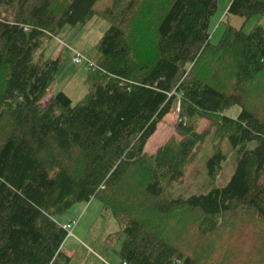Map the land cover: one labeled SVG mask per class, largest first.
<instances>
[{
    "label": "trees",
    "instance_id": "1",
    "mask_svg": "<svg viewBox=\"0 0 264 264\" xmlns=\"http://www.w3.org/2000/svg\"><path fill=\"white\" fill-rule=\"evenodd\" d=\"M95 2L0 0V264H69L56 216L92 197L119 227L118 264H264V94L250 105L245 93L250 82L264 87V27L225 25L212 44L216 0ZM226 13L264 15V2L231 0ZM97 18L108 25L86 68L90 90L74 105L60 91L41 107L61 66L44 58L45 41ZM172 111L179 138L148 154ZM198 119L212 127L199 132ZM209 134L207 174L220 171L226 139L232 175L176 196L173 183Z\"/></svg>",
    "mask_w": 264,
    "mask_h": 264
},
{
    "label": "rangeland",
    "instance_id": "2",
    "mask_svg": "<svg viewBox=\"0 0 264 264\" xmlns=\"http://www.w3.org/2000/svg\"><path fill=\"white\" fill-rule=\"evenodd\" d=\"M108 0H96L95 9H104ZM217 7L209 21V41L217 44L225 25H232L236 29L250 32L257 25L264 27V15L256 14L250 18L239 17L234 14L226 13L231 0H216ZM229 2V3H228ZM264 2V1H263ZM108 23L102 18L92 19L82 27L73 26L63 27L54 37L45 41L44 58L50 56L54 59L60 58L61 66L54 80L47 89V92L39 100L41 107L46 108L52 102V98L60 91L72 100L73 105L81 101L82 97L90 90L86 82L87 69L84 64L75 65L72 59L71 49L78 50L82 56L95 61L97 56V43L101 38L102 32L107 28ZM261 78V75L256 80ZM255 80V81H256ZM264 81V78H263ZM254 84V83H253ZM261 86V85H260ZM245 93L249 95L247 103L250 105L258 101L264 94V87L255 89L250 82L245 86ZM246 95V96H247ZM248 104V105H249ZM240 108L233 105L232 108L225 110L224 114L234 117ZM177 112H170L158 122L157 128L148 142H145L143 150L148 154L156 152V148L168 140L177 136L174 126L177 123ZM197 130L204 131L207 127H212L210 119H201ZM211 134L206 137L193 155L191 163L184 167L183 177L179 182L172 185L173 193L182 197L187 195L205 194L211 188L224 186L227 179L232 175L235 166V151L229 147L226 139L220 143L224 155L222 167L216 175L207 174L206 159L211 153ZM252 143L247 146L251 147ZM110 209L103 207L96 197H92L88 203L78 202L62 215H57L56 219L63 225H69V236L65 239L62 247L63 253L70 256L69 264H118L115 252L120 248L119 227L112 218ZM176 219V220H175ZM179 218L172 217V228L179 231ZM168 233H171L170 230ZM74 234V235H73ZM114 234H116L114 236ZM114 236V237H113Z\"/></svg>",
    "mask_w": 264,
    "mask_h": 264
},
{
    "label": "built area",
    "instance_id": "3",
    "mask_svg": "<svg viewBox=\"0 0 264 264\" xmlns=\"http://www.w3.org/2000/svg\"><path fill=\"white\" fill-rule=\"evenodd\" d=\"M72 51V61L74 62L75 65H81V64H84V68L86 69H89V68H94V63L89 60L86 56H82L78 50H75V49H71ZM68 226L69 225H66V226H63V229H68ZM69 233V231H68Z\"/></svg>",
    "mask_w": 264,
    "mask_h": 264
},
{
    "label": "crops",
    "instance_id": "4",
    "mask_svg": "<svg viewBox=\"0 0 264 264\" xmlns=\"http://www.w3.org/2000/svg\"><path fill=\"white\" fill-rule=\"evenodd\" d=\"M229 1V0H228ZM262 1H264V0H262ZM229 3V2H228ZM74 235V234H73Z\"/></svg>",
    "mask_w": 264,
    "mask_h": 264
}]
</instances>
